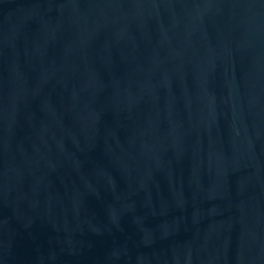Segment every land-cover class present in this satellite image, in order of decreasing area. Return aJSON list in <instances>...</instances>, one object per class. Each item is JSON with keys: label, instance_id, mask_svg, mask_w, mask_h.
Returning <instances> with one entry per match:
<instances>
[{"label": "water", "instance_id": "obj_1", "mask_svg": "<svg viewBox=\"0 0 264 264\" xmlns=\"http://www.w3.org/2000/svg\"><path fill=\"white\" fill-rule=\"evenodd\" d=\"M0 264H264V0H0Z\"/></svg>", "mask_w": 264, "mask_h": 264}]
</instances>
